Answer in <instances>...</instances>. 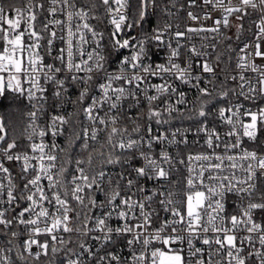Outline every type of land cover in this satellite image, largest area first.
<instances>
[{
  "label": "snow or ice",
  "instance_id": "obj_1",
  "mask_svg": "<svg viewBox=\"0 0 264 264\" xmlns=\"http://www.w3.org/2000/svg\"><path fill=\"white\" fill-rule=\"evenodd\" d=\"M178 2L0 0V106L27 117L21 139L0 116V264H264V0L144 30Z\"/></svg>",
  "mask_w": 264,
  "mask_h": 264
},
{
  "label": "built area",
  "instance_id": "obj_2",
  "mask_svg": "<svg viewBox=\"0 0 264 264\" xmlns=\"http://www.w3.org/2000/svg\"><path fill=\"white\" fill-rule=\"evenodd\" d=\"M180 1V0H179ZM180 2L177 3V6L175 8H171V11L174 13V15L172 16H162V15H157V16H153L150 18L151 23L150 24H144L143 28L144 30H150L152 27H156L157 25H159L160 27H163V25L167 22L170 23L172 25L171 28V32H175L177 30V25H179V30L183 31L185 29V26H192V27H199L200 24H203L205 27H210L212 26V20H206V21H197V22H193L188 20L187 18V11L191 10L193 11L195 14H201L203 12V9L197 7V8H193V9H188L186 6L185 8H183L182 10H178L179 9V4ZM182 3L186 4V0H182ZM197 4H200V0H197ZM208 11L211 12L213 19L218 18L219 17V12L217 11H212L211 9V5L208 6ZM255 18V17H254ZM232 19L233 24L235 23L234 18H230ZM90 23L95 24V21H90ZM251 27V26H249ZM248 27V28H249ZM224 28H221V31L225 33ZM232 33L235 32V28H231ZM248 34V36L250 35V33L246 32ZM131 35H142L141 33V29L140 28H135ZM217 36L216 33H200L199 35H192V40L191 43L195 44L198 48L201 46V44H213L216 43V40H213L212 37ZM201 37H207V39H201ZM165 41H167L169 39V34L166 33L164 36ZM217 39H221L220 37L217 36ZM183 43H188L187 39H185L184 41H182ZM173 46L175 47V41L173 40ZM219 44L217 45L218 48ZM150 47V54H151V62L153 64H157V63H164L166 61L167 55H168V49L164 46H161L160 48H156L154 45H149ZM206 51L212 53L208 59L211 61H214V52H212V49L209 47L207 49H205ZM124 55H128V51L127 50H122ZM183 52V50H182ZM235 55V53H234ZM233 55V56H234ZM181 63H183V56L181 57ZM257 63H264V61H260L257 60ZM113 67H115V65H113ZM221 69H223L224 71L222 72ZM225 72H232L233 74L235 73V60H232V63L230 64V66L227 67H223V68H217V73L219 76V79H223L224 78V74ZM222 75V76H221ZM247 75H254L252 73H247ZM156 83H158L159 81H154ZM231 84V82H229ZM180 89L187 92L189 97H193L195 95V91L194 90H189L188 86L185 85H179ZM69 94L75 98V95L77 94V90L76 88H70L69 89ZM66 112H72L73 111V107L71 104H67L65 105V109ZM132 114H135V110H131ZM0 116H2L1 111H0ZM73 125H76V119L74 118L72 121ZM27 125V123H26ZM187 126V125H185ZM190 139H192V137H190ZM58 143L60 144H64V138L60 137L57 140ZM158 150V149H157ZM86 155V154H85ZM97 167H98V163H97ZM15 171V169H13ZM149 187H151V183H149L148 185ZM98 199H103V196L100 195L98 196ZM231 199H235L234 197L230 198ZM232 205L231 202L229 203V211H232ZM257 215H261L260 213H257ZM122 252H124L125 254L127 253V249H122Z\"/></svg>",
  "mask_w": 264,
  "mask_h": 264
},
{
  "label": "trees",
  "instance_id": "obj_3",
  "mask_svg": "<svg viewBox=\"0 0 264 264\" xmlns=\"http://www.w3.org/2000/svg\"><path fill=\"white\" fill-rule=\"evenodd\" d=\"M7 3H15L18 6H22V0H6ZM181 4L182 0L179 1ZM252 19L253 18H249L245 21V27L248 28L249 26H251L252 24ZM226 35L228 36H232V30L230 29H226L225 30ZM245 37H248V34L245 32L244 33ZM228 44H232V46L234 48L237 47V43L235 42V39H233L232 41H227V40H223L218 48L216 49V52L222 53V61L219 64V68H223V67H227L230 66V64L232 63V61L229 63V58H228V53L226 51L227 49V45ZM215 55L216 53H214V59H215ZM232 55H234V53H232ZM222 76V75H221ZM0 111L2 116L5 118V122L8 125V129L10 134L22 137V134L24 132V129L26 127V123H27V117L24 115V109L22 107L20 108H9L7 105V102H5V104L3 106H0ZM46 258H42V261L45 260Z\"/></svg>",
  "mask_w": 264,
  "mask_h": 264
}]
</instances>
